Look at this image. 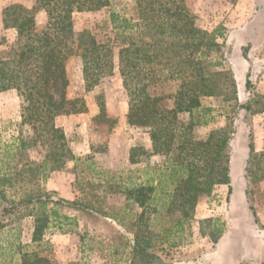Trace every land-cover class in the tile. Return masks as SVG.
<instances>
[{
    "label": "trees",
    "instance_id": "16d2710c",
    "mask_svg": "<svg viewBox=\"0 0 264 264\" xmlns=\"http://www.w3.org/2000/svg\"><path fill=\"white\" fill-rule=\"evenodd\" d=\"M113 1L34 0L31 8L11 4L1 12L2 30L13 31L14 37L0 39V93H16L19 126L30 135H18L1 148L0 238L5 246L0 245V264H55L45 236L76 233V218L68 210L109 218L129 233L123 245L128 264H163L157 250L167 253L187 244L195 225L213 245L225 232L219 218L197 221L194 215L200 201L213 197L219 186H228L230 196L229 149L235 133L230 113L252 109L249 102L239 105L235 80L226 67L221 42L226 29L200 28L185 0ZM102 9L108 11L102 24L108 35L97 38L87 30L74 31V13ZM39 11L46 14L43 26L36 23ZM71 56L81 60L86 93L117 69L127 96V124L144 130L151 145L150 151L131 153L161 158L157 176L169 179L166 185L149 179L125 188L122 217L109 213L103 198L88 191L90 183L79 185L80 195L71 201L45 188L51 175L72 158L55 119L88 111L82 97H67L65 63ZM205 100L219 102V109L204 105ZM98 109L94 121L106 118L100 98ZM217 116H223L226 125L199 137L196 129L209 126ZM249 140L244 178L257 184L264 180V151L256 152L251 135ZM34 149L43 154L31 157ZM129 162L138 163L134 154ZM249 211L257 222L253 207ZM24 219L32 221L35 249L15 253L19 229L13 226Z\"/></svg>",
    "mask_w": 264,
    "mask_h": 264
},
{
    "label": "rangeland",
    "instance_id": "374dc122",
    "mask_svg": "<svg viewBox=\"0 0 264 264\" xmlns=\"http://www.w3.org/2000/svg\"><path fill=\"white\" fill-rule=\"evenodd\" d=\"M123 2L129 3L126 0ZM11 4L30 8L34 0H0V39L4 37L8 41L13 39L14 32L2 30L1 12ZM185 4L195 15L200 28L211 31L221 25L226 29L221 40L226 67L235 80L239 105L251 104L250 112L238 109L230 113L235 132L230 142V159H233L236 168L241 162L242 175L236 185L247 191L248 195H245L244 204L240 200V206L235 205V201H230V198L220 203L216 189L213 197L203 199L197 205L206 213L210 210L212 217L201 219L195 212V220L219 218L225 224L226 230L218 244L213 245L209 239L201 237L195 225L193 236L187 244L167 253L159 250L157 253L163 264H261L259 257H264V226H261L264 223V180L257 184L251 183L249 176L244 178V169L249 163V136H252L256 152L264 149V112L258 113L264 108V0H185ZM41 12L44 15L37 18L38 26H43L47 19L46 14ZM107 14V9L74 13L73 29L75 32L87 30L97 38L108 35L109 31L102 29ZM245 48L248 49L246 58L243 57ZM65 65L69 81L67 97H82L88 111L81 116L74 115L69 122L63 120L59 123L72 158L57 171L53 183L49 179L46 181L45 188L56 192L58 198L71 201L79 197V185L90 183L88 191L103 198L109 213L122 217V209L126 207L123 195L125 188H132L149 179H153V182L161 180L163 185L169 182L168 178L157 176L162 159L157 156L145 158L139 151L131 153L139 148L146 149L150 141L144 130L127 124V96L116 68L111 76L103 78L92 91L86 93L80 58L71 56ZM99 98L104 103L106 118L94 121L99 113ZM203 104L212 105L215 109L220 107L219 102L211 100H205ZM19 124L20 101L16 93H0V153L1 148L12 144L18 135H30L26 127H20ZM225 125L226 119L217 116L209 126L198 127L196 134L204 137ZM42 154L40 149L30 152L33 158H39ZM133 154L138 163L129 162ZM241 199L243 201V196ZM249 207L259 213L258 223L253 221ZM67 212L76 218V233L62 235L54 232L45 236V241L52 248L51 258L55 264H128L124 253L128 249L124 250L123 245L131 236L122 227L109 218L84 215L73 210ZM13 227L19 229L14 252L34 250L31 244L32 221L24 219ZM229 228L232 230L227 231ZM0 245L5 246L3 237L0 238Z\"/></svg>",
    "mask_w": 264,
    "mask_h": 264
},
{
    "label": "crops",
    "instance_id": "0c3cea01",
    "mask_svg": "<svg viewBox=\"0 0 264 264\" xmlns=\"http://www.w3.org/2000/svg\"><path fill=\"white\" fill-rule=\"evenodd\" d=\"M27 8H29V7H27ZM42 14L43 13L41 11H39L36 14V17H35L36 22H37V18H40L41 16L44 15V14L43 15ZM81 115L82 114H80L79 116H81ZM72 117H74V115H71V116H59V117H57L55 119V125L57 127H60L61 128V124L59 125V123L62 122L63 120H65L64 122H66V121L69 122V121L72 120L71 119ZM145 148H146V150H149V149H151V145L150 144L149 145H146ZM259 150L264 151V149H259ZM233 163H234V161L231 158L230 159V172H229V176H230V180H231V188H232V191H231L230 196L228 197V186H225V185L219 186L217 188V194L219 195V199H220L219 201H220V203L226 202L227 201V197H228V199L230 198V201H232V200L235 201V205L240 206V204H241L240 203V200H241V202H243V204L245 202V191H244V189H242L239 186H237L236 185V182L241 179L242 167H241V162L239 164H237V168H236V166L235 167L233 166ZM56 174H57V172L53 173L51 175V177L49 178L48 181L53 183L54 179L56 178V177H54ZM57 190H59V189H57ZM241 196H243V201L241 199ZM243 206H245V205H243ZM195 212H196L197 216L201 217V219L208 218V217H212L211 214H210V212H211L210 210H208L207 213H206V211L204 212L203 208L202 207L200 208V206H197L196 207ZM254 213L256 215L257 222H255L254 219H253V221L255 223H258L259 213H256L255 210H254ZM227 226H228V223H227ZM261 226H264V223H261ZM231 230L229 228V230H227V231H231ZM259 259H260L259 262H264V257L262 255L259 257Z\"/></svg>",
    "mask_w": 264,
    "mask_h": 264
}]
</instances>
